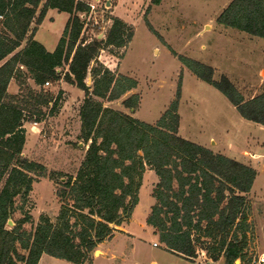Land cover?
I'll return each instance as SVG.
<instances>
[{"label": "trees", "instance_id": "obj_1", "mask_svg": "<svg viewBox=\"0 0 264 264\" xmlns=\"http://www.w3.org/2000/svg\"><path fill=\"white\" fill-rule=\"evenodd\" d=\"M49 10L70 16L53 52L35 40ZM89 11L81 0H0V264H39L44 255L71 264L90 263L116 227L132 218L147 169L159 180L147 225L155 229L165 251L192 261L200 247L214 262L224 258V264H243L249 217L246 195L256 171L179 136L181 86L155 125L105 107L103 102L118 101L138 87L136 80L99 63L103 51H125L134 29L113 18L104 40L86 38L80 15ZM217 22L264 39V0H233ZM147 26L161 39L148 20ZM177 57L221 92L243 119L264 126V93L245 101L226 77L216 82L211 67ZM65 66L68 71L59 74ZM24 69L42 91L27 86V98L10 95L13 80L21 87L27 83ZM62 80L85 94L80 108L81 139L88 147L84 161L75 178H60L57 196L62 206L55 222L42 216L33 234L19 223L8 230L17 207L24 210L29 201L31 174L46 175L43 167L23 159L25 123L32 117L35 123L44 119L43 106L51 102L57 106L45 84ZM139 102L134 94L123 106L135 110ZM29 220L28 216L24 222Z\"/></svg>", "mask_w": 264, "mask_h": 264}, {"label": "rangeland", "instance_id": "obj_2", "mask_svg": "<svg viewBox=\"0 0 264 264\" xmlns=\"http://www.w3.org/2000/svg\"><path fill=\"white\" fill-rule=\"evenodd\" d=\"M81 1L96 7L95 11L80 15L86 38L104 40L113 18L134 29L133 40L125 51H103L99 63L118 75L136 80L138 87L118 101L103 102L105 107L155 125L181 86L179 136L256 171L252 190L246 195L249 217L247 257L243 264H249V258L264 252V126L243 119L221 92L200 80L177 56L211 67L216 82L226 77L249 101L264 93V39L217 22L233 0H163L159 6H154L152 0ZM68 16L53 12L52 23L46 22L36 40L51 49L62 37ZM147 20L161 39L150 31ZM117 54L124 56L118 58ZM67 71L68 66L58 70L62 75ZM23 73L27 75V83L21 87L13 80L9 94L27 98L28 87L40 93L42 89L25 69ZM87 86H92V78L91 82L88 78ZM45 92L57 99V106L54 107V102L43 106L40 110L44 119L35 123L37 119L32 117L25 123L23 159L43 167L46 175L31 174L34 184L29 201L24 210L17 207L8 230L19 223L24 231L33 234L42 216L56 221L62 206L57 196L60 178L76 177L88 148L81 139L80 108L84 92L63 80L51 82ZM134 94L140 97L138 107L126 109L123 102ZM158 181L156 173L147 169L132 218L116 227L112 239L100 245L87 264L213 262L200 247L192 261H184L163 249L155 229L147 225L156 204L153 192ZM20 205L18 200L17 206ZM28 216L30 220L25 223ZM17 248L27 255L19 245ZM220 262L224 264V258ZM41 264L71 263L46 255Z\"/></svg>", "mask_w": 264, "mask_h": 264}, {"label": "crops", "instance_id": "obj_3", "mask_svg": "<svg viewBox=\"0 0 264 264\" xmlns=\"http://www.w3.org/2000/svg\"><path fill=\"white\" fill-rule=\"evenodd\" d=\"M53 12H58V11H57V10H49V11H48V13H47V15H46V18L44 19L43 23L38 27L39 29H38V32H37V34H36V36H35V40H36L37 35L39 34V32L41 31V29L43 28V26L46 24V22H48L49 24L52 23L51 20L53 19V17H52ZM58 13H60V12H58ZM65 14H67V13H65ZM67 15H68V14H67ZM69 18H70V16H68V19H67V21H66V23H65V26H66V24H67ZM55 19H56V18H55ZM64 28H65V27H64ZM63 31H64V30H63ZM62 34H63V32H62ZM61 36H62V35H61ZM60 38H61V37H60ZM59 40H60V39H59ZM36 41H37V40H36ZM58 42H59V41H58ZM58 42H57L56 44H54V45L51 47V49H49V48L46 47L45 45H44V46L46 47L47 51H49V52H53V51L56 49ZM11 83H12V82H11ZM11 83H10V85H11ZM8 91H9V90H8ZM205 148H206V147H205ZM207 149H208V148H207ZM44 257H46V255H44V256L42 257V259H41V261L39 262V264L42 263ZM177 257H179L180 259L186 261L185 258H183V257H180V256H177ZM220 260H221V259H220ZM220 260L217 261V262H214V261L211 262V261H210V262H208V263H206V264H221Z\"/></svg>", "mask_w": 264, "mask_h": 264}, {"label": "built area", "instance_id": "obj_4", "mask_svg": "<svg viewBox=\"0 0 264 264\" xmlns=\"http://www.w3.org/2000/svg\"><path fill=\"white\" fill-rule=\"evenodd\" d=\"M89 7H90V10L92 11H95L96 7L94 5H89L87 4ZM50 83H46L45 84V87L49 86ZM249 264H264V252H262L261 254H259L258 256H254V257H251L249 258Z\"/></svg>", "mask_w": 264, "mask_h": 264}, {"label": "water", "instance_id": "obj_5", "mask_svg": "<svg viewBox=\"0 0 264 264\" xmlns=\"http://www.w3.org/2000/svg\"><path fill=\"white\" fill-rule=\"evenodd\" d=\"M89 81L91 82V76H89ZM8 225H9V226H12V225H13L12 220H9Z\"/></svg>", "mask_w": 264, "mask_h": 264}]
</instances>
